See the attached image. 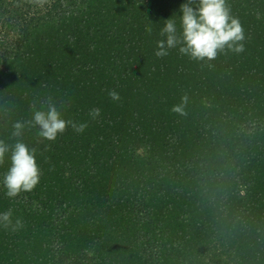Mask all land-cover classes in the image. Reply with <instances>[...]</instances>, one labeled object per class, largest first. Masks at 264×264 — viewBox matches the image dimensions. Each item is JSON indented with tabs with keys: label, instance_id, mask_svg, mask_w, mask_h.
<instances>
[{
	"label": "trees",
	"instance_id": "obj_1",
	"mask_svg": "<svg viewBox=\"0 0 264 264\" xmlns=\"http://www.w3.org/2000/svg\"><path fill=\"white\" fill-rule=\"evenodd\" d=\"M184 2L0 0V140L40 167L15 198L0 183L23 222L0 226V264H264V0H227L243 52L158 57ZM49 104L87 127L40 137Z\"/></svg>",
	"mask_w": 264,
	"mask_h": 264
},
{
	"label": "clouds",
	"instance_id": "obj_2",
	"mask_svg": "<svg viewBox=\"0 0 264 264\" xmlns=\"http://www.w3.org/2000/svg\"><path fill=\"white\" fill-rule=\"evenodd\" d=\"M180 28L174 19L169 18L160 30L163 37L157 41L158 57L168 55L169 49L179 45V52L193 60H214L218 53L244 51L245 32L240 19L233 16L227 0H185L180 6ZM151 32V27H147ZM108 95L113 100L119 99V93L109 89ZM188 103V96L184 95L181 102L174 105L172 111L184 114V107ZM92 115H99V109H93ZM30 123L38 127V135L46 140H55L71 125L77 132H83L87 127L81 123L62 118L61 112L54 104H49L47 110H36L32 114ZM12 133L15 137L23 134L24 123L17 121L13 125ZM10 160V166L0 181L6 188L5 195L15 198L20 192H28L40 181V167L37 162L35 148H30L23 140L17 139L14 145L0 140V163L5 158ZM12 210L0 212V226L11 228L13 231L23 227L20 218L12 219Z\"/></svg>",
	"mask_w": 264,
	"mask_h": 264
}]
</instances>
